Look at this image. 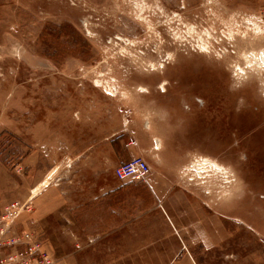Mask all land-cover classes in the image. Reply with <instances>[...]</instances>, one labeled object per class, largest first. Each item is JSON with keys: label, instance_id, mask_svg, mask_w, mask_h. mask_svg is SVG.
Instances as JSON below:
<instances>
[{"label": "rangeland", "instance_id": "374dc122", "mask_svg": "<svg viewBox=\"0 0 264 264\" xmlns=\"http://www.w3.org/2000/svg\"><path fill=\"white\" fill-rule=\"evenodd\" d=\"M112 140L264 252V0H0V207L34 196L19 226L57 260L68 232L39 224L38 183L115 171Z\"/></svg>", "mask_w": 264, "mask_h": 264}, {"label": "crops", "instance_id": "0c3cea01", "mask_svg": "<svg viewBox=\"0 0 264 264\" xmlns=\"http://www.w3.org/2000/svg\"><path fill=\"white\" fill-rule=\"evenodd\" d=\"M157 143L161 147V141ZM109 153L115 168L135 157H149L138 141L112 140ZM83 176L74 178L68 188L58 187L60 179L52 177L48 183L43 179L37 188L45 186L35 196L36 219L42 226L59 229L54 234L59 243L60 230L67 228L69 264H254V259L264 260V252L254 256L252 251H236V238L224 215L182 183L176 172L152 170L144 183L119 181L114 170H87ZM259 261L255 263L264 264Z\"/></svg>", "mask_w": 264, "mask_h": 264}, {"label": "built area", "instance_id": "2783aa9c", "mask_svg": "<svg viewBox=\"0 0 264 264\" xmlns=\"http://www.w3.org/2000/svg\"><path fill=\"white\" fill-rule=\"evenodd\" d=\"M151 172L145 159L135 157L120 164L114 175L119 181L144 183ZM31 199L0 207V264H67L51 255L40 233L19 226L24 215L33 213Z\"/></svg>", "mask_w": 264, "mask_h": 264}, {"label": "flooded vegetation", "instance_id": "af4514ba", "mask_svg": "<svg viewBox=\"0 0 264 264\" xmlns=\"http://www.w3.org/2000/svg\"><path fill=\"white\" fill-rule=\"evenodd\" d=\"M199 104H202V105H204L205 106V101L204 100H202V101H200V103ZM207 104V103H206Z\"/></svg>", "mask_w": 264, "mask_h": 264}, {"label": "bare ground", "instance_id": "6f19581e", "mask_svg": "<svg viewBox=\"0 0 264 264\" xmlns=\"http://www.w3.org/2000/svg\"><path fill=\"white\" fill-rule=\"evenodd\" d=\"M206 163H209V161H206ZM215 164V163H214ZM216 165V164H215Z\"/></svg>", "mask_w": 264, "mask_h": 264}]
</instances>
